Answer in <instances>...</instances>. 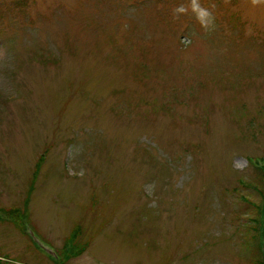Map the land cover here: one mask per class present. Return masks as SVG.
Segmentation results:
<instances>
[{
	"label": "rangeland",
	"instance_id": "obj_1",
	"mask_svg": "<svg viewBox=\"0 0 264 264\" xmlns=\"http://www.w3.org/2000/svg\"><path fill=\"white\" fill-rule=\"evenodd\" d=\"M263 156L264 0H0V264H250Z\"/></svg>",
	"mask_w": 264,
	"mask_h": 264
},
{
	"label": "trees",
	"instance_id": "obj_2",
	"mask_svg": "<svg viewBox=\"0 0 264 264\" xmlns=\"http://www.w3.org/2000/svg\"><path fill=\"white\" fill-rule=\"evenodd\" d=\"M42 157H40L41 159ZM262 160L264 161V156L262 157ZM42 163V159L41 160H37V164H36V169L40 167ZM264 167V166H263ZM257 173V177L259 180H261L264 183V168L262 169V171H255ZM33 186V183H31V187ZM31 187L29 188V190H27L26 195H25V202H28V198L30 196L31 193ZM255 214L257 213V205H253ZM3 211L5 214H7L10 218L14 219V220H18L19 219V208H10L8 210H1ZM253 223V229L252 231L254 232V235L252 237V241H253V245H254V252L255 256H253V259H251V263L250 264H262V261L260 259V255L258 254V248L255 244V232H256V223H257V219L256 217L252 220ZM78 227H76L74 230L71 231V234L68 236V238L65 241V244H69L71 247H75L76 245H80L81 250L80 249H76V254L80 253L81 251H83L86 248V242H80L78 241ZM77 231V232H76ZM1 262V261H0Z\"/></svg>",
	"mask_w": 264,
	"mask_h": 264
},
{
	"label": "clouds",
	"instance_id": "obj_3",
	"mask_svg": "<svg viewBox=\"0 0 264 264\" xmlns=\"http://www.w3.org/2000/svg\"><path fill=\"white\" fill-rule=\"evenodd\" d=\"M192 10L197 14V18L201 21V23H205L204 18L208 16L209 13L205 9L200 7L199 4L197 3L195 4L194 7H192ZM177 11L182 12V11H185V9L183 6H181L180 8L177 9Z\"/></svg>",
	"mask_w": 264,
	"mask_h": 264
}]
</instances>
